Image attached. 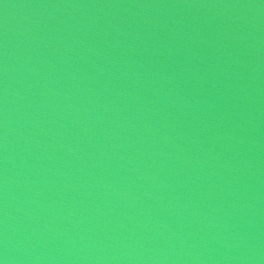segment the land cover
I'll list each match as a JSON object with an SVG mask.
<instances>
[{"label":"water","instance_id":"1","mask_svg":"<svg viewBox=\"0 0 264 264\" xmlns=\"http://www.w3.org/2000/svg\"><path fill=\"white\" fill-rule=\"evenodd\" d=\"M264 145V0H230Z\"/></svg>","mask_w":264,"mask_h":264}]
</instances>
